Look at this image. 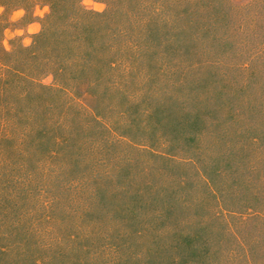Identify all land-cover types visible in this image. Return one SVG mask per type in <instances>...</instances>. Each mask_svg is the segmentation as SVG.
Instances as JSON below:
<instances>
[{
    "label": "rangeland",
    "instance_id": "374dc122",
    "mask_svg": "<svg viewBox=\"0 0 264 264\" xmlns=\"http://www.w3.org/2000/svg\"><path fill=\"white\" fill-rule=\"evenodd\" d=\"M202 1L0 0V264H264V56Z\"/></svg>",
    "mask_w": 264,
    "mask_h": 264
},
{
    "label": "trees",
    "instance_id": "16d2710c",
    "mask_svg": "<svg viewBox=\"0 0 264 264\" xmlns=\"http://www.w3.org/2000/svg\"><path fill=\"white\" fill-rule=\"evenodd\" d=\"M202 2L205 3V6H200L197 10L190 11L189 17L193 16L195 12H199L202 16H205V13L207 14L208 12L216 17L215 20L218 19L219 21L228 22L230 18L231 23H240L237 27L231 26V28L233 27L231 29L232 36H237V38L240 39L243 38V42L245 40L246 42L248 41V45L246 46L247 49L244 48L247 51L264 56V0H244L242 3L235 1L234 3L237 4H234L233 1L228 2L225 0ZM254 7H256V10H254ZM175 20L179 21V17H176ZM165 21L167 24L169 19H165ZM188 22H190L188 25H192L193 21L188 20ZM176 24H178V22H176ZM174 26L175 24L173 27ZM235 28L240 29L238 30ZM176 30L178 31L179 29Z\"/></svg>",
    "mask_w": 264,
    "mask_h": 264
}]
</instances>
